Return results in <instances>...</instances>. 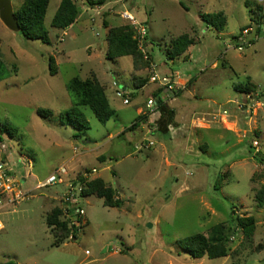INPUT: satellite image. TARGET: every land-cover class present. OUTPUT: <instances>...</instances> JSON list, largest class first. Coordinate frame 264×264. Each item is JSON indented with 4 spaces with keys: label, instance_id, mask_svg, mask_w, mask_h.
I'll list each match as a JSON object with an SVG mask.
<instances>
[{
    "label": "rangeland",
    "instance_id": "obj_1",
    "mask_svg": "<svg viewBox=\"0 0 264 264\" xmlns=\"http://www.w3.org/2000/svg\"><path fill=\"white\" fill-rule=\"evenodd\" d=\"M11 1L20 11L24 0ZM61 2L50 0L45 17L50 44L26 39L0 18V128H16L14 137L0 134V160L31 190L16 206L5 207L10 203L0 196V264H264V202L257 200L264 191V0H76L88 20L65 31L51 25ZM126 11L148 27L149 60L142 53L137 60L106 58L104 24L131 30ZM205 14H218L223 30ZM248 26L262 32L239 51L235 37ZM184 35L193 45L170 58L172 40ZM151 64L161 79L178 80L175 92L150 83ZM74 77L104 85L116 111L107 124L83 107L89 129L61 122L75 103L67 90ZM150 99L175 111L168 137L157 134L162 115L148 107ZM39 109L51 115L41 117ZM140 116L147 120L129 131ZM59 167L78 187L86 172L101 178L122 202L110 208L83 198L86 216L74 241L53 236L47 223L67 185L34 191ZM232 211L254 218L255 228L251 236L237 228L227 257L191 259L177 244L209 237Z\"/></svg>",
    "mask_w": 264,
    "mask_h": 264
},
{
    "label": "trees",
    "instance_id": "obj_2",
    "mask_svg": "<svg viewBox=\"0 0 264 264\" xmlns=\"http://www.w3.org/2000/svg\"><path fill=\"white\" fill-rule=\"evenodd\" d=\"M104 1L105 0H97L95 2V0H89L88 3L91 6H95L97 4H104ZM49 4L50 0H24L20 11L15 12L21 27L20 33L26 39L38 40L44 44L51 43L49 32L45 27V17ZM80 11L76 0H62L51 23L52 27L63 31L70 29L76 23ZM203 19L218 31L223 30L224 20H222L218 14H205ZM104 26L108 44L106 53V58L108 60H116L125 57H131L137 60L139 56H142V54H140L141 52L138 50L136 41L133 39V32L128 26L111 27L107 23H105ZM172 41L173 49H175L174 52L169 53V57L172 59L185 53L188 47L194 43L187 35L175 38ZM49 71L52 76L57 75L56 59L53 56L49 59ZM134 74H137L135 68L134 71L131 72L133 78H135ZM147 81L148 80H144L143 83H147ZM135 86L138 90L142 89L137 84H135ZM67 90L73 96L75 103L70 110L60 114V120L64 125L68 123L74 128L81 130L89 129L87 118L85 114L80 111L82 107L89 108L102 124H107V122L115 117L116 111L108 100L106 89L96 77L87 79L74 77L68 83ZM157 109H159L162 115L156 122L157 134L168 137L170 135L169 128L174 122L175 112L164 103H160ZM37 114L44 118L51 115L50 111L43 109H39ZM146 120L147 116H140L128 130H134L139 126V123L141 124L142 121ZM15 131L16 128L8 123H4L0 128V134H8L10 137H14ZM215 187H218V185ZM81 193L85 198L96 197L103 200L106 207L119 208L122 204L117 198L116 190L107 186L101 178L86 183L85 189H83ZM257 200L260 205L264 202V191L257 196ZM60 207L51 212L47 218V223L53 236L56 235L54 233H60V236L67 238L71 230L68 226V222L61 218L63 213ZM237 228L242 229L247 236H251L255 228V219L252 217L245 218L237 216L232 211L229 222L213 227L209 237H205V235L201 233L195 234L186 239L179 240L177 244L191 259H202L204 257H208L209 259L225 258L230 251V237L236 234ZM7 264L14 263L9 262Z\"/></svg>",
    "mask_w": 264,
    "mask_h": 264
},
{
    "label": "built area",
    "instance_id": "obj_3",
    "mask_svg": "<svg viewBox=\"0 0 264 264\" xmlns=\"http://www.w3.org/2000/svg\"><path fill=\"white\" fill-rule=\"evenodd\" d=\"M123 19L125 22H127L131 26V30L133 32V39L136 41L138 45V50L144 55L146 60H149L147 57V37L149 34L148 27L144 24L139 22L130 12H124L123 13ZM257 28L254 29L251 26H248L244 28L236 37L235 41L242 43L241 45H238V50L243 51L246 46H249L252 42L249 37L252 36L253 40H257L260 37V32H262V29L259 26H256ZM257 31L256 33H254ZM254 33V34H253ZM152 66V64H151ZM152 72L150 75V83H157L162 88L166 89L169 92L174 91L176 87V82L171 80L170 78H163L161 79L158 74L156 73V69L154 66H152ZM155 72V73H154ZM115 86H118V82H114ZM118 96H122L123 94H126V92L121 91L117 92ZM159 100L150 99L148 101V107L149 108H158ZM124 103L128 104L129 100L128 98L124 100ZM258 143L255 142V145ZM6 159L3 158L0 160V196L1 198H5L6 201H9L8 206H16L20 205L21 203L25 202L30 195V191L27 189H24V183L23 185H19L18 182L15 181L13 178V168H9L8 164L6 163ZM67 170L65 167H59L57 168L53 173L48 175L43 180H39L35 186L34 191L38 190H44L47 188L60 186L63 184L67 185V192H65L61 199V209L62 213L64 215L65 220L68 222V226L71 230V233L68 237L69 241L77 240L80 237V234L82 232L83 228V220L85 219L86 213L82 206L83 198L82 197V190L85 189L86 183L92 180L91 173H84L78 176V182L79 185L76 186L75 182L68 183L67 180L71 178H67ZM82 180V182H81ZM85 183H84V182ZM82 185L84 187L82 188ZM2 207V208H5ZM0 208V209H2ZM1 223V222H0Z\"/></svg>",
    "mask_w": 264,
    "mask_h": 264
},
{
    "label": "water",
    "instance_id": "obj_4",
    "mask_svg": "<svg viewBox=\"0 0 264 264\" xmlns=\"http://www.w3.org/2000/svg\"><path fill=\"white\" fill-rule=\"evenodd\" d=\"M0 18L7 28L20 32L21 27L15 14L11 0H0Z\"/></svg>",
    "mask_w": 264,
    "mask_h": 264
},
{
    "label": "crops",
    "instance_id": "obj_5",
    "mask_svg": "<svg viewBox=\"0 0 264 264\" xmlns=\"http://www.w3.org/2000/svg\"><path fill=\"white\" fill-rule=\"evenodd\" d=\"M81 10H82V9H81ZM86 13H87V10H85V6H83L82 13L80 12V15H79V17H78L76 23L80 22L81 20H82V21H84V20H88V19H87V15H88V14H86ZM82 16H83V17H82ZM81 17H82V18H81ZM91 22H94V21L91 19ZM76 23H75V24H76ZM75 24H74V25H75ZM74 25H73V26H74ZM110 25H111V24H110ZM73 26H72V27H73ZM72 27H71V28H72ZM100 45H101V47H102V44H100ZM107 49H108V44H107V46H106V52H107ZM189 50H190V49H189ZM187 53H188V51H187ZM169 76H170L171 78L173 77V78L176 79V76H175V75H168V77H169ZM173 78H172V79H173ZM176 81H177V82H176ZM176 81H175L176 84L179 83L177 79H176ZM128 82H131V81H128ZM131 83H132V82H131ZM125 85L128 86V84H127L126 82H125ZM127 88H128V87H127ZM106 92H107V91H106ZM174 112H175V111H174Z\"/></svg>",
    "mask_w": 264,
    "mask_h": 264
}]
</instances>
